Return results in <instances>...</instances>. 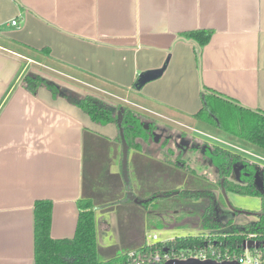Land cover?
I'll use <instances>...</instances> for the list:
<instances>
[{"label": "crops", "instance_id": "0c3cea01", "mask_svg": "<svg viewBox=\"0 0 264 264\" xmlns=\"http://www.w3.org/2000/svg\"><path fill=\"white\" fill-rule=\"evenodd\" d=\"M197 29L212 31L200 64L181 36ZM28 73L180 124L203 107V86L264 111V0H0V264H34L37 200L53 202L52 236L73 238L95 144L111 158L120 145L117 124L45 86L29 91Z\"/></svg>", "mask_w": 264, "mask_h": 264}, {"label": "trees", "instance_id": "16d2710c", "mask_svg": "<svg viewBox=\"0 0 264 264\" xmlns=\"http://www.w3.org/2000/svg\"><path fill=\"white\" fill-rule=\"evenodd\" d=\"M181 36L198 44L196 54L200 64L202 48L210 41L212 31L197 29L184 32ZM23 85L31 92H36L40 87L45 86L52 91L54 96L72 97L75 103L93 121L100 124L115 123L118 125V110L123 107L122 128L129 147V154L133 149H142L140 140L149 143L156 135L155 131L158 128L156 122L149 121L147 117L130 106L118 105L113 107L95 95H79L36 73H28L23 79ZM201 96L203 107L194 115L195 118L217 126L231 135L264 149L263 110L244 106L206 86H203ZM117 139L121 145L120 166L123 167V141L120 127ZM204 153L218 171L219 179L216 184L213 183L208 187L205 177L199 176V179L195 177L190 182H193V187L173 188L165 194L153 193L141 204L145 208L152 204L156 206L158 197L172 196L173 194L189 201L203 199L207 204L199 219L202 226L200 233L175 235L173 240L167 242L157 241L153 244L144 242L133 252L124 250L113 255H104L100 249L97 233L96 210L98 206L94 203L92 196L83 195L79 199V219L76 234L73 238L63 239L54 238L51 234L53 202L41 199L37 200L34 205V264H136L137 257H148L158 251L164 254L167 251L174 252L188 248L196 251L214 249L224 255V257L219 258L222 259L226 258L227 255H241L245 250L247 239L257 242L258 247L256 249L264 256V192L255 184L259 168L257 163L246 155L220 144L206 145ZM182 156L183 152H180L181 159ZM128 161L126 169L128 168ZM239 164L242 166L239 171L240 180H236L233 176ZM191 170L196 173V170ZM261 172L264 180V166ZM222 179H224L223 184L228 193L234 192L261 198L260 214L254 221L235 223L233 218L227 220L220 218L217 214L222 208L220 199L223 198V201L226 202L222 192ZM218 189L219 193L216 192ZM123 202L132 203L128 197L126 201L120 203ZM228 227H232V231L223 230Z\"/></svg>", "mask_w": 264, "mask_h": 264}, {"label": "rangeland", "instance_id": "374dc122", "mask_svg": "<svg viewBox=\"0 0 264 264\" xmlns=\"http://www.w3.org/2000/svg\"><path fill=\"white\" fill-rule=\"evenodd\" d=\"M100 94L110 97L101 92ZM134 108L149 121L156 122L158 128L155 139L149 143L140 140L142 149L131 150L127 169L120 166L121 145L111 158L106 153L108 144L100 140L101 142L95 144L96 160L91 172L86 168L84 195L92 196L94 203L98 206L97 233L102 254L113 255L124 250L133 252L146 242V235L151 232L158 233L161 238L201 232L202 226L199 219L207 204L203 199L189 201L177 194L163 195L157 198L156 206L152 204L148 208L134 202L127 207L120 202L129 198V192L140 199H146L153 193L165 194L173 188L193 187V182H190L195 177L199 179V176L205 177L208 187L213 183L216 184L219 179L218 171L204 153L206 145L220 144L238 152L241 150L233 146L248 150L250 153L244 151L240 153L257 163L259 168L255 184L264 192L261 172L264 160L260 158V156L264 157L263 148L197 118H185L184 123L180 124L173 122L170 118L153 115L139 107ZM117 141L119 142L118 139ZM181 145L185 149L181 150ZM181 151H183V164L177 166L175 164L180 158ZM153 159H159L167 166L166 175L164 171L162 177L156 176L159 164L152 161ZM112 163L114 170L111 172L108 169L107 174L103 172L105 164L110 167ZM241 167L240 164L236 167V173L233 176L236 180H240ZM150 168H155L156 173ZM191 169L196 170V173H193ZM216 192L219 193V189ZM228 196L234 207L250 212L236 213L233 217L235 223L251 222L257 218L252 213L259 212L261 207L259 196L234 192H229ZM224 200L226 201L225 197ZM195 202L197 204H194ZM220 202L222 208H229L227 201L224 202L223 198Z\"/></svg>", "mask_w": 264, "mask_h": 264}, {"label": "built area", "instance_id": "2783aa9c", "mask_svg": "<svg viewBox=\"0 0 264 264\" xmlns=\"http://www.w3.org/2000/svg\"><path fill=\"white\" fill-rule=\"evenodd\" d=\"M13 24H17L18 21L16 19H14ZM225 143H227L228 145L232 146L229 142L225 141ZM239 150H241L240 152H249L246 149H243L241 147H236L233 146ZM250 153V152H249ZM261 159L264 160V157L260 156ZM175 238V236L173 237H168V238H161L159 236L158 233L156 232H151L148 233L146 235V242L147 244H153L157 241H170L173 240ZM251 241V239H247L246 243H245V250L244 252L237 256L235 254L233 255H227L225 256L226 258H221L222 256L224 257V255L221 252H217L214 249H210V250H206V249H201V250H194L191 248H188L186 250H180V251H174V252H169L167 251V253H160L159 251L156 253H153L151 255H149L148 257H137L136 258V264H149V263H163L166 262L168 260L171 259H189V258H198V259H215L218 261H223V260H236L238 262H240L241 264H264V256H262V254L257 251V242L253 241V244L250 246L249 242ZM134 254V253H132ZM133 264V263H131Z\"/></svg>", "mask_w": 264, "mask_h": 264}, {"label": "water", "instance_id": "95a60500", "mask_svg": "<svg viewBox=\"0 0 264 264\" xmlns=\"http://www.w3.org/2000/svg\"><path fill=\"white\" fill-rule=\"evenodd\" d=\"M167 64H168V60H166V62L160 68L142 71L138 75V77H137V79L133 85V88L136 90H141L146 83L159 78L164 73V71L167 67ZM123 111H124L123 107H121L118 110V125L121 129V137H122V141H123V167H124V169H126V164H127L128 157H129V147H128V144L126 142L125 135H124L123 128H122ZM221 182H222L223 195H224V197H225V199L229 205L230 211L232 212V214L230 215V218H233L236 215V213H238V212L250 213L249 211L238 209L232 205V203L230 202L229 196H228V192L226 191V188L223 184L224 179H222ZM128 195H129L130 201H132L136 204L140 205L146 201V199H140L139 197L135 196L131 192H129ZM252 214L258 216L260 213L259 212H253ZM224 219H226V218H224ZM232 229H233L232 227H228V228H225L223 230L224 231H232ZM252 244H253V241H250L249 245L251 246ZM257 246H258V244H257ZM149 264H241V263L236 261V260L218 261L215 259H204L203 260V259H198V258H189V259H171V260H168V261L163 262V263H149Z\"/></svg>", "mask_w": 264, "mask_h": 264}, {"label": "flooded vegetation", "instance_id": "af4514ba", "mask_svg": "<svg viewBox=\"0 0 264 264\" xmlns=\"http://www.w3.org/2000/svg\"><path fill=\"white\" fill-rule=\"evenodd\" d=\"M156 131H157V130H156ZM156 131H155V132H156ZM154 139H155V138H153V140H154ZM175 145H176V144H175ZM180 147H181V150H182V149H185L182 145H181ZM181 152H183V151H181ZM178 158H179V157H178ZM182 159H183V157H182ZM182 159H181V161H180V158H179V160H177L178 162H176L175 165L178 166V164H183ZM203 177H204V176H203ZM223 212H224V213H223ZM217 214L220 216L221 219L226 218V219H224V220H227V219L230 218V215L232 214V212L230 211L229 208H228V209L221 208V211H219Z\"/></svg>", "mask_w": 264, "mask_h": 264}]
</instances>
